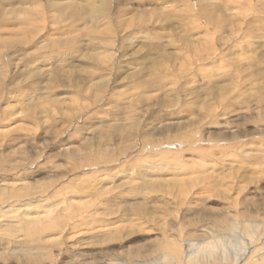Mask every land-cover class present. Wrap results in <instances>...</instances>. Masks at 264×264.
<instances>
[{
    "label": "rangeland",
    "instance_id": "obj_1",
    "mask_svg": "<svg viewBox=\"0 0 264 264\" xmlns=\"http://www.w3.org/2000/svg\"><path fill=\"white\" fill-rule=\"evenodd\" d=\"M0 59V264L263 242L264 0H0Z\"/></svg>",
    "mask_w": 264,
    "mask_h": 264
},
{
    "label": "bare ground",
    "instance_id": "obj_2",
    "mask_svg": "<svg viewBox=\"0 0 264 264\" xmlns=\"http://www.w3.org/2000/svg\"><path fill=\"white\" fill-rule=\"evenodd\" d=\"M66 6H68V5H66ZM68 7H70V6H68ZM183 179H182V181H183ZM179 181H181V180H179ZM180 187H181V185H180ZM232 224L233 225L229 226V228H231L233 230V228L236 227L237 223L232 222ZM241 228H243V232H242L243 238L238 239L239 242H238L237 246L236 245H234V247L232 246V244L234 243V239H232V237L230 238L228 236L229 238L227 237L225 239H221L217 235V233H216L217 231H215V230L211 231L212 230L211 229L210 231H207L206 233L210 232L211 235H213L212 238H216V239L203 241L200 244H198L199 242L195 243V244L192 242H189L186 244V246H188L187 249H185V248L179 249L178 247H176V245H172V246L168 245L172 249L171 250L169 249L170 251H166V252L163 251V252L159 253L158 256H156L157 257L156 259H159V260L161 259L164 262L166 261L167 264L170 263L169 261H172L173 259H175L176 264H184L185 262H187V263L188 262H191V263L198 262L199 259L197 260V258H195V256L196 255H202V256H205L206 259L211 258V257H213L214 259H217L219 264H247V263H250L251 261H253L254 263H257V264L264 263V253L262 254V250H264V238H263L264 233H262L263 236L261 237V238H263V242L260 243V245L259 244L255 245V248L251 251L249 244H254V242L256 240H258L259 236H257V234H259L260 231H258V228L256 229L255 225L250 226V227L244 225V227H241ZM229 234H231V233L229 232ZM246 240H248V241L246 242ZM196 246L198 249L197 250L195 249L196 251H191V248L196 247ZM230 247L232 248L231 251H230ZM171 251L174 253H171ZM154 260H155V257H154ZM172 264H174V263H172Z\"/></svg>",
    "mask_w": 264,
    "mask_h": 264
}]
</instances>
